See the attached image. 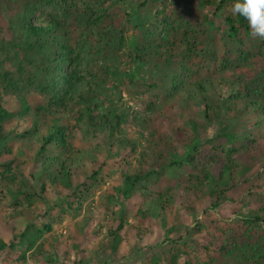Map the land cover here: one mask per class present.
<instances>
[{"label":"trees","instance_id":"16d2710c","mask_svg":"<svg viewBox=\"0 0 264 264\" xmlns=\"http://www.w3.org/2000/svg\"><path fill=\"white\" fill-rule=\"evenodd\" d=\"M121 1L0 0V264H264V40Z\"/></svg>","mask_w":264,"mask_h":264},{"label":"rangeland","instance_id":"374dc122","mask_svg":"<svg viewBox=\"0 0 264 264\" xmlns=\"http://www.w3.org/2000/svg\"><path fill=\"white\" fill-rule=\"evenodd\" d=\"M138 1L137 0H122L120 2V4L118 5V9H119V12L121 13V15H124L125 16V11L128 10L130 12H133L135 14V17H137L138 15H136V13L139 14V10H138ZM205 13H208L211 17H212V14L210 13V11L208 10H205ZM126 17V16H125ZM127 18V17H126ZM128 21V20H127ZM130 25V24H129ZM131 28V26H130ZM124 67V66H123ZM128 81H125V83L123 84H120L119 86V90L122 91V94H123V99L121 100V103L122 106H124V108L126 110L130 109V110H133V109H137V105L136 103L133 101L132 97L128 94V92L125 90L126 88V83ZM126 134L129 136V137H132L134 139H138L140 141H143V143H145V139L142 138L141 139V136L140 134L141 133H144L145 136H146V133L143 131V129L140 128V126H136V125H127L126 126V130H125ZM118 177V174L117 172H114V174L108 179V183L103 187V191H100L98 192L95 196H94V203H93V209L95 210V214H96V218L97 219H100L103 215V212L100 211V209L98 208V205L99 203L101 202L103 196H104V189H106L108 187V185H110L114 179H116ZM67 231V223H63L62 225L58 226L57 229H56V232L59 233V234H65ZM131 260H126L123 262V264H129ZM133 262V260H132ZM89 264H103V261H98L94 258L91 257V261Z\"/></svg>","mask_w":264,"mask_h":264},{"label":"clouds","instance_id":"9594fccd","mask_svg":"<svg viewBox=\"0 0 264 264\" xmlns=\"http://www.w3.org/2000/svg\"><path fill=\"white\" fill-rule=\"evenodd\" d=\"M230 12L247 21L254 38L264 40V0H235Z\"/></svg>","mask_w":264,"mask_h":264}]
</instances>
